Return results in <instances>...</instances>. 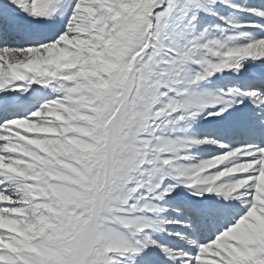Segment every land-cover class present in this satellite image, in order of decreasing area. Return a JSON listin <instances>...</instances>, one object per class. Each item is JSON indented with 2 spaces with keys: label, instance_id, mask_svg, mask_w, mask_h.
Masks as SVG:
<instances>
[{
  "label": "snow or ice",
  "instance_id": "snow-or-ice-1",
  "mask_svg": "<svg viewBox=\"0 0 264 264\" xmlns=\"http://www.w3.org/2000/svg\"><path fill=\"white\" fill-rule=\"evenodd\" d=\"M249 61L264 64V4L0 0V264H264V74L203 87ZM241 106L259 142L192 133ZM178 188L228 222L173 230L203 214L170 213Z\"/></svg>",
  "mask_w": 264,
  "mask_h": 264
},
{
  "label": "bare ground",
  "instance_id": "bare-ground-1",
  "mask_svg": "<svg viewBox=\"0 0 264 264\" xmlns=\"http://www.w3.org/2000/svg\"><path fill=\"white\" fill-rule=\"evenodd\" d=\"M241 0H236L237 3H239ZM245 1V0H243ZM253 0H247L245 3L242 1L240 3L242 4H247L250 6H258L261 4H264V0H257L255 3L252 2ZM227 13V12H226ZM225 14V12H223ZM238 19L240 20H249V19H255L254 17H249L244 14H237ZM212 22V21H211ZM259 23V21H257ZM205 24L210 25L209 23L205 22ZM246 31L250 32H258V30H253V29H245ZM19 41V40H18ZM264 67V64H260L259 62L253 64L251 61H249L246 64V71L242 70L241 74L238 76L229 77V74H219L217 76H214L211 78V83H204L203 87L206 88L209 91H215L217 87H225V86H233L239 85L240 83H248L252 82L255 76L250 74V69L251 68H256L262 70ZM35 87V86H34ZM31 92V89H29V92L27 93H17L16 95L20 97L22 100L27 94ZM31 100V97L28 101H24V103H28ZM208 110H205V113L198 116L196 120L192 121L190 124V128L192 133L196 135H207L211 136L214 138V135H218V138L220 136H225V132H214L211 135L210 131H208L207 128L208 125L205 123V119L207 118L206 112ZM209 133V134H208ZM217 138V137H215ZM241 140H237L236 137L235 139L229 140L226 143L231 144V145H236L241 143ZM259 142V140L255 141ZM217 149H215L214 146L211 145H204L201 146L200 148L193 149V154L196 155L197 157H205L207 155L213 154ZM212 197H194L191 195V193L183 188H178L173 194L172 198L170 201L165 202V206L169 208L170 213L171 210L174 207H179L181 209H194V210H200L203 214L198 217L194 218L192 223L195 225V227L191 230L188 229H173V230H180L186 234L188 238H196V239H205L210 237L218 228L222 227L225 223L228 222L229 218L224 217V218H218L214 216H209L207 214V209L206 211H202L203 209L199 208L198 206V201H201L204 203L207 199H211ZM175 215H180L179 212L175 213ZM206 215V216H205ZM206 229V230H205ZM156 239L160 240L162 243H166L170 246L173 247H184V241L177 240L176 238L169 237L163 233H158L156 234ZM156 252L151 253V264H163V261L160 260L159 258L156 259Z\"/></svg>",
  "mask_w": 264,
  "mask_h": 264
},
{
  "label": "rangeland",
  "instance_id": "rangeland-1",
  "mask_svg": "<svg viewBox=\"0 0 264 264\" xmlns=\"http://www.w3.org/2000/svg\"><path fill=\"white\" fill-rule=\"evenodd\" d=\"M234 2H236V0H234ZM237 3V2H236ZM210 24H214V23H210Z\"/></svg>",
  "mask_w": 264,
  "mask_h": 264
}]
</instances>
